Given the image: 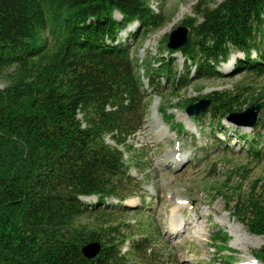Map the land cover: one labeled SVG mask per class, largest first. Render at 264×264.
I'll list each match as a JSON object with an SVG mask.
<instances>
[{
	"label": "trees",
	"instance_id": "obj_1",
	"mask_svg": "<svg viewBox=\"0 0 264 264\" xmlns=\"http://www.w3.org/2000/svg\"><path fill=\"white\" fill-rule=\"evenodd\" d=\"M192 14L181 21L187 43L175 52L164 45L167 59L146 71L160 97L165 90L161 82L153 85L154 76L176 94L195 80L218 79L217 67L232 51L243 56L235 72L264 73V0H200ZM133 22L136 39L162 26L163 18L147 0H0V264L164 263L149 238L122 253L113 220L127 215L120 206L134 182L122 149L142 128L148 107L130 50L119 42ZM174 54L183 59V75ZM242 96L211 93L200 116L209 114L221 126V119L242 111ZM257 104L264 109L263 94L247 106ZM259 126L264 132L262 119ZM242 139L264 160L259 134ZM213 190L264 240V182L247 193L226 182ZM91 242L100 243V252L85 259L80 249ZM255 259L264 264V244Z\"/></svg>",
	"mask_w": 264,
	"mask_h": 264
},
{
	"label": "rangeland",
	"instance_id": "obj_2",
	"mask_svg": "<svg viewBox=\"0 0 264 264\" xmlns=\"http://www.w3.org/2000/svg\"><path fill=\"white\" fill-rule=\"evenodd\" d=\"M198 1L147 0L150 9L163 18L162 26L133 39L131 34L137 29L133 22L119 34V42L129 48L141 76L148 107L142 128L122 149L134 182L132 195L120 206L127 215L113 220L120 226L119 237L123 236L122 253L130 251L132 242L149 238L150 247L164 254L163 264H263L255 259L263 238L247 231L213 187L226 182L240 193H247L264 182V160L248 152L242 141L244 135L259 134L264 142V132L261 126L235 128L225 119L219 126L209 114L199 119L188 117L185 104L206 99L214 92H242L245 102L240 107L244 111L253 98L264 95V73L235 72V65L243 56L232 51L229 59L218 66V79L195 80L176 94H170L169 85L154 76L153 85L161 82L165 90L160 97V90L154 92L147 80L146 71L157 67L156 60L168 57L163 50L164 39L183 19L193 16L192 8ZM114 17L120 20L117 13ZM252 58H256L254 53ZM175 60L183 75V59L177 56ZM258 119L264 123V109ZM154 122L155 131L150 126ZM169 156L175 161L182 159L183 166L175 168V162L165 161ZM109 204L116 202L110 200ZM233 205L231 202L229 208ZM172 229L178 233L171 234ZM218 233L225 236V241L216 238Z\"/></svg>",
	"mask_w": 264,
	"mask_h": 264
},
{
	"label": "water",
	"instance_id": "obj_3",
	"mask_svg": "<svg viewBox=\"0 0 264 264\" xmlns=\"http://www.w3.org/2000/svg\"><path fill=\"white\" fill-rule=\"evenodd\" d=\"M189 37V29L183 24L177 25L167 35L166 49L169 51H177L183 47ZM210 106V99H200L194 104H190L185 108L188 116L196 117L205 113ZM261 113L260 105H251L242 112L230 113L226 116L225 122L231 126L238 128L252 129L256 125L259 114ZM101 245L98 242H91L84 245L80 249L82 257L85 259H93L100 252Z\"/></svg>",
	"mask_w": 264,
	"mask_h": 264
},
{
	"label": "bare ground",
	"instance_id": "obj_4",
	"mask_svg": "<svg viewBox=\"0 0 264 264\" xmlns=\"http://www.w3.org/2000/svg\"><path fill=\"white\" fill-rule=\"evenodd\" d=\"M151 129L153 130V131H155V129H156V124H155V122L154 123H151ZM176 153V152H175ZM177 158V157H176ZM176 159L174 158V157H171V156H169V157H167V158H165V161H167V162H175V168H179L182 164H181V162L183 161L182 159H181V161L179 160V161H175ZM187 160V159H186ZM186 162V161H185ZM184 162V163H185ZM181 164V165H180ZM180 165V166H179ZM183 166V165H182ZM173 168V167H172ZM176 232V229H172V231H171V234H177V233H175Z\"/></svg>",
	"mask_w": 264,
	"mask_h": 264
}]
</instances>
